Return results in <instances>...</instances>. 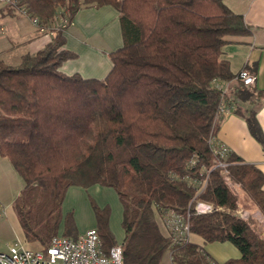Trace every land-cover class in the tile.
Wrapping results in <instances>:
<instances>
[{"label": "trees", "instance_id": "16d2710c", "mask_svg": "<svg viewBox=\"0 0 264 264\" xmlns=\"http://www.w3.org/2000/svg\"><path fill=\"white\" fill-rule=\"evenodd\" d=\"M10 2L7 13L25 10L53 32L17 64L0 61V156L23 181L12 208L24 235L43 247L57 235L74 238L72 214H62L65 194L100 186L112 189L122 208L123 264H161L165 254L172 264H216L203 250L215 242L240 253L223 264H264V228L239 216L243 209L264 217V174L231 152L225 174L209 143L224 107L264 147L256 122L264 92L236 79L239 71L224 57L230 39L250 34L242 15L224 0ZM105 5L118 12L123 39L108 54L109 72L103 79L63 74L61 65L75 57L64 48L65 28L80 9ZM58 20L63 25L55 26ZM225 84L226 92L219 88ZM198 202L212 210L196 214ZM94 209L106 253L116 245L110 211ZM170 212L187 219V241L169 234Z\"/></svg>", "mask_w": 264, "mask_h": 264}, {"label": "crops", "instance_id": "0c3cea01", "mask_svg": "<svg viewBox=\"0 0 264 264\" xmlns=\"http://www.w3.org/2000/svg\"><path fill=\"white\" fill-rule=\"evenodd\" d=\"M224 3L234 13L242 15L245 24L251 30L247 36L230 39L231 42L224 48V57L228 60L230 70L234 74L243 68L254 70L253 76L255 80L251 87L264 92V0H224ZM17 21L19 24L17 29L18 39L17 41H12L10 38L7 39V45L0 51L1 57L5 56V52L11 51L17 45H23V51L18 58L25 53H35L53 37L52 28H46L40 32L30 20L18 19ZM63 34L65 37L64 48L75 55L74 58L67 60L61 65L60 71L65 75L78 74L83 78L103 79L111 68L108 54L117 50L123 44L119 15L116 9L110 5L80 9L74 15L72 23L65 28ZM1 61L3 60L1 59ZM3 62L5 63V61ZM236 115L239 116L238 114ZM239 117L243 119L241 116ZM234 119L232 116L225 118V126L235 121ZM256 122L262 137H264V105L257 109ZM218 141L226 145L231 153L243 162L255 165L264 174V160L247 159L242 154L235 153L227 139ZM19 177L8 160L0 156L1 205L13 204L23 188L19 182L20 180H18ZM84 191L85 189L80 187H70L67 190L62 203L63 216L71 211L68 198L70 196L74 198L81 197L84 195ZM116 199L118 201L117 195ZM65 204L67 207L63 209ZM119 212H121L119 217V220H121L122 208L120 203ZM72 219L76 235L94 228L96 224L93 216L86 226L80 222L78 226L76 218L72 217ZM116 234L118 235V230ZM122 239L123 230L122 234H119L117 243H121ZM203 250L216 264H223L227 260L239 259L240 257L238 249L230 242L207 244ZM161 264H172L168 254H165Z\"/></svg>", "mask_w": 264, "mask_h": 264}, {"label": "rangeland", "instance_id": "374dc122", "mask_svg": "<svg viewBox=\"0 0 264 264\" xmlns=\"http://www.w3.org/2000/svg\"><path fill=\"white\" fill-rule=\"evenodd\" d=\"M18 19L31 21V19L21 14L18 10L10 14L7 13V11L3 9V5L0 3V51L7 45L8 38L12 41H17V29L19 28ZM61 24L60 20L54 23L55 26ZM1 28H3V30H1ZM22 47L23 45H17L11 49V51L5 52V56L1 57L0 55V61L2 59L5 63L12 65L17 64L19 62L18 57L23 51ZM229 116L235 118V121L230 122L225 126V118ZM216 138L224 141L227 139L231 145L230 147L235 151V153H240L247 159L264 160L263 145L250 134L246 122L237 116L233 110H230L226 116L222 117L216 133ZM18 180H20L19 182L23 186L22 179L19 177ZM225 182L232 194L238 196L239 198L242 196V192L237 184L233 183L227 177L225 178ZM68 202L71 206L70 213L72 214V217L76 218V221H78V226L79 222L86 226L92 216L96 222L94 208L97 210H104L105 208H108L110 211L108 227L116 240V244H118L119 234H122L121 220H119L121 212H119V202L116 199V194L111 189L92 186L85 189L84 195L81 197L74 198L73 196H70L68 198ZM66 207L67 206L65 204L63 209ZM239 216L246 221H256L262 228H264V217L259 211L241 209ZM158 222L161 230L163 231L162 222L160 220H158ZM94 229H96V224ZM117 230L118 235L116 234ZM190 240L201 245V240L196 236L191 235ZM12 244H20L24 248L32 251H39L43 248L38 240L24 235L12 205L6 206L0 204V252L5 251L8 246ZM205 246L206 245H204V247Z\"/></svg>", "mask_w": 264, "mask_h": 264}, {"label": "built area", "instance_id": "2783aa9c", "mask_svg": "<svg viewBox=\"0 0 264 264\" xmlns=\"http://www.w3.org/2000/svg\"><path fill=\"white\" fill-rule=\"evenodd\" d=\"M5 6L11 4L10 0H0ZM26 16V11H20ZM31 23L40 31L46 27L37 19ZM243 85L251 86L254 83V76L246 70H240L236 76ZM227 91V84L219 86ZM221 116L224 117L229 109L221 107ZM212 154L215 158V167L220 168L226 174L227 160L230 155L229 149L213 137L209 140ZM204 185V184H203ZM211 205L198 202L194 206L196 214L209 213ZM168 232L176 243L185 242L189 238V226L187 219L176 213H168L166 217ZM122 246L120 243L112 246L108 252H103L101 242L96 229L92 228L76 235L74 238L62 235L54 236L47 246L39 251H32L20 244H12L5 251L0 252V264H123Z\"/></svg>", "mask_w": 264, "mask_h": 264}]
</instances>
